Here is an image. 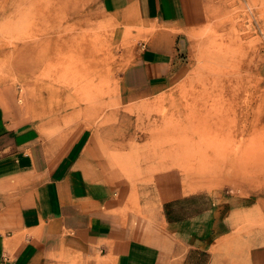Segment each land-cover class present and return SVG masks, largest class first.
Returning a JSON list of instances; mask_svg holds the SVG:
<instances>
[{"label":"rangeland","instance_id":"374dc122","mask_svg":"<svg viewBox=\"0 0 264 264\" xmlns=\"http://www.w3.org/2000/svg\"><path fill=\"white\" fill-rule=\"evenodd\" d=\"M75 6L0 0V85L13 89L25 116L35 105L48 132L79 120L118 125L124 141L108 155L125 181L206 204L210 194L227 200L212 209L236 208L212 263L264 264V0H197L179 72L139 100L120 79L136 33L116 30L114 41L107 21L71 14Z\"/></svg>","mask_w":264,"mask_h":264},{"label":"crops","instance_id":"0c3cea01","mask_svg":"<svg viewBox=\"0 0 264 264\" xmlns=\"http://www.w3.org/2000/svg\"><path fill=\"white\" fill-rule=\"evenodd\" d=\"M75 1L71 14L107 21L113 39L126 27L136 33L120 74L130 100L167 89L197 0ZM16 101L13 89L0 85V264H184L199 252L213 264L236 208L212 209L227 200L210 194L206 204L127 182L108 155L124 141L118 125L79 120L51 133L35 105L25 116Z\"/></svg>","mask_w":264,"mask_h":264}]
</instances>
